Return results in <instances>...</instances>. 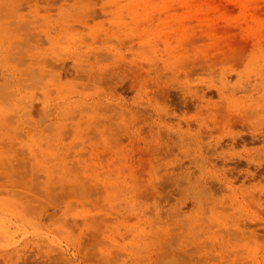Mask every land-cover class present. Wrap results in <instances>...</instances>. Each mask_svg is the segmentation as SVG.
Masks as SVG:
<instances>
[{
    "label": "rangeland",
    "instance_id": "374dc122",
    "mask_svg": "<svg viewBox=\"0 0 264 264\" xmlns=\"http://www.w3.org/2000/svg\"><path fill=\"white\" fill-rule=\"evenodd\" d=\"M0 264H264V0H0Z\"/></svg>",
    "mask_w": 264,
    "mask_h": 264
}]
</instances>
